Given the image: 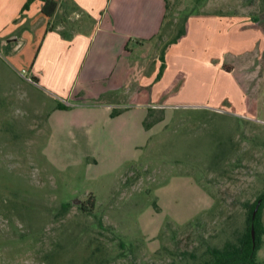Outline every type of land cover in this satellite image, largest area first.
Listing matches in <instances>:
<instances>
[{
  "label": "rangeland",
  "instance_id": "1",
  "mask_svg": "<svg viewBox=\"0 0 264 264\" xmlns=\"http://www.w3.org/2000/svg\"><path fill=\"white\" fill-rule=\"evenodd\" d=\"M204 6L257 32L250 48L225 61L242 86V111L226 102L149 96L147 81L157 76L165 49L186 16ZM58 14L61 24L53 18L51 25L64 29L86 20L69 4ZM232 37L239 46L250 39L244 32ZM0 53L14 69L12 57ZM130 65L129 79L109 101L120 103L113 110L150 106L149 126L145 117L132 118L115 133L98 113L88 119L58 112L47 122L56 99L24 78L19 72L31 77L24 68L5 75L0 264H198L211 249L242 240L247 205L264 188V0H165L158 31ZM83 118L89 126L78 124ZM259 220L255 258L264 264V204Z\"/></svg>",
  "mask_w": 264,
  "mask_h": 264
},
{
  "label": "crops",
  "instance_id": "2",
  "mask_svg": "<svg viewBox=\"0 0 264 264\" xmlns=\"http://www.w3.org/2000/svg\"><path fill=\"white\" fill-rule=\"evenodd\" d=\"M24 1L0 0V48L16 63L11 68L0 53V83L9 71L24 68L35 88L71 106L54 105L47 122L58 112L85 113L88 119L98 113L114 133L127 128L132 118L141 122L146 105L113 110L120 103L109 98L129 79L135 52L158 31L165 0H57L56 12L72 3L86 19L78 29L64 31L61 25L48 27L49 19L40 11L42 0H29L21 9ZM205 7L186 16L183 32L165 49L157 76L147 81L149 96L187 105L226 102L228 108L242 111L246 105L242 86L225 61L250 48L257 32L236 23L233 15ZM235 32H244L250 39L235 45ZM8 42L12 48L6 47ZM225 85L231 91L221 90ZM88 119L78 124L87 127Z\"/></svg>",
  "mask_w": 264,
  "mask_h": 264
},
{
  "label": "trees",
  "instance_id": "3",
  "mask_svg": "<svg viewBox=\"0 0 264 264\" xmlns=\"http://www.w3.org/2000/svg\"><path fill=\"white\" fill-rule=\"evenodd\" d=\"M28 2L29 0H25L21 6V9L26 8ZM69 5L75 8V6L72 3H70ZM57 6H58L57 0H42L40 11L45 17L49 19L48 27L55 26V25H51L50 22V20L53 18H56V20L58 19V22L60 23L61 20H63V18H61V16L58 14L59 12H56ZM179 32L180 33L183 32V29L180 30ZM55 107L59 109H69L71 106L61 101H57L55 103ZM150 109L151 107L147 106V113L144 119V125L146 127L149 126V122L146 121V118L150 114ZM111 114H113V111H111ZM257 200H259V203L254 218L253 220H251L250 214ZM262 204H264V188L247 205L246 227L240 243L238 245H232L230 247L221 250L211 249L209 251L210 254L209 260H206L198 264H259V262L255 258V252L258 248V241H259L258 238L261 229L259 213ZM251 224L253 227V240L251 239V235H250Z\"/></svg>",
  "mask_w": 264,
  "mask_h": 264
},
{
  "label": "water",
  "instance_id": "4",
  "mask_svg": "<svg viewBox=\"0 0 264 264\" xmlns=\"http://www.w3.org/2000/svg\"><path fill=\"white\" fill-rule=\"evenodd\" d=\"M258 203H259V200H257L255 206L253 207V209L251 211V214H250V219L251 220H253V218H254ZM250 235H251V239L253 240V227H252V224H251V227H250Z\"/></svg>",
  "mask_w": 264,
  "mask_h": 264
},
{
  "label": "built area",
  "instance_id": "5",
  "mask_svg": "<svg viewBox=\"0 0 264 264\" xmlns=\"http://www.w3.org/2000/svg\"><path fill=\"white\" fill-rule=\"evenodd\" d=\"M24 78L34 83L33 79L27 75H24L23 73L19 72Z\"/></svg>",
  "mask_w": 264,
  "mask_h": 264
}]
</instances>
